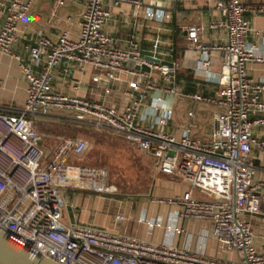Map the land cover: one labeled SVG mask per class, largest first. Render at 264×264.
Masks as SVG:
<instances>
[{"label": "built area", "instance_id": "1", "mask_svg": "<svg viewBox=\"0 0 264 264\" xmlns=\"http://www.w3.org/2000/svg\"><path fill=\"white\" fill-rule=\"evenodd\" d=\"M34 1L0 0L5 16L0 24V52L20 59L13 52L19 39L18 25L28 16ZM84 1L76 36L66 29L54 38L39 34L27 46L29 60L20 63L26 100L16 114L0 113V230L25 251L57 264H264V232L259 242L247 218L264 215V177L258 175L251 154L253 144L264 150V139L256 141L252 133L255 124L264 125V80L256 81L246 71L249 62L264 63V49L247 40L251 26L244 16L247 11L264 14V5L250 7L241 0H218L216 8L222 19L209 27L225 33L223 44L201 41L200 25L185 28L188 48L201 53L196 71L216 80L219 86L210 97L185 95L216 105L210 137L199 140L190 134L191 123L182 128L179 137L166 130L173 114L167 98L181 92L175 84L178 64L162 63L157 56L159 38L153 40L149 58L136 42L120 49L102 28L109 16L103 6L106 0ZM109 1L139 4V0ZM146 16L164 21L171 18V13L148 9ZM256 34L264 38V32ZM215 51L226 54L217 73L209 70L210 56ZM63 60L73 61L81 69L97 70L93 76L96 82L107 85L125 79L131 101L116 109L54 92V68ZM129 60L133 66L127 65ZM141 65L157 70L164 84L159 85L135 67ZM59 110L72 114L77 123L119 135L127 144L151 155L161 173L190 184L192 189L180 196L156 197L152 201L178 207L182 218L210 222L212 239L230 257L217 258L92 224L64 223L66 191L116 194L117 188L108 184L105 169L67 163L71 154L84 150L85 141L65 138L50 155L43 148L35 121ZM193 189L204 195L195 196ZM123 218L122 214L116 216L117 220ZM182 231L181 227L175 228L176 233Z\"/></svg>", "mask_w": 264, "mask_h": 264}, {"label": "crops", "instance_id": "2", "mask_svg": "<svg viewBox=\"0 0 264 264\" xmlns=\"http://www.w3.org/2000/svg\"><path fill=\"white\" fill-rule=\"evenodd\" d=\"M5 3L9 0H2ZM218 0H139V4L122 2L113 4L106 0L104 8L109 11L103 31L111 36L115 45L120 49H128L131 42L139 44L144 56L152 54V42L159 38L160 47L157 56L161 62H176L175 84L181 95L167 98L166 104L173 109L172 117L166 130L176 136H181L182 128L191 123L190 134L195 139L208 140L213 127V111L216 105L197 101L185 95L200 94L213 96L218 90V83L214 79H206L203 73L196 71L197 62L201 59L198 50L188 48L186 26L197 24L202 26L201 41L206 43L223 44L226 41L225 33L221 29H211L210 23L222 19L216 8ZM250 7L264 5V0H241ZM84 0H35L26 18L19 22V39L13 46L16 59L11 54L0 52V113L16 114L26 100V80L20 63L28 62V45H31L39 34L47 37H56L66 29L71 36L79 32V20L84 8ZM148 9L164 10L171 13L169 20L158 21L146 16ZM245 18L250 22L251 31L247 40L264 49V38L256 32H264V14L247 11ZM3 6L0 5V24L4 21ZM226 58L224 51L211 53L209 70L220 71ZM38 68H36L37 70ZM247 74L256 81L264 80V63L249 62ZM159 85L164 81L155 69L144 71ZM97 70L93 68L81 69L68 60L61 61L53 72L51 81L52 90L101 102L107 106L122 109L131 101L128 95V83L125 79L105 84L93 80ZM108 88L109 92L105 93ZM264 99V96H263ZM150 102L148 98L142 109ZM192 112L191 115H188ZM54 113L35 121V128H41L45 122L52 121L69 124L75 128H89L73 120L72 114L61 112L58 120L51 118ZM59 114V113H58ZM55 118V117H54ZM255 116H252L254 119ZM94 130V129H92ZM97 131V130H96ZM107 132L122 139L111 131ZM255 140L264 139V125L255 124L252 128ZM43 148L49 153L41 138ZM142 152V151H141ZM144 153V152H142ZM151 161L155 174L152 185L146 198H134L128 195L98 194L91 190L72 189L66 191L67 206L62 214L64 223H86L98 227L117 230L141 239L153 242L188 247L192 250L216 256L217 258L230 257L217 247L210 234L211 223L208 221H194L182 218L179 209L169 204H157L152 201L156 197H176L192 189L190 184L175 175H166L158 170L153 157L144 153ZM251 154L254 158L258 175L264 177V150L256 144L252 145ZM195 196L204 193L193 189ZM118 214L123 220H117ZM258 216L247 218L254 225V233L259 235L261 230L257 222ZM181 227L182 233H176L175 228ZM259 244V242H258Z\"/></svg>", "mask_w": 264, "mask_h": 264}, {"label": "rangeland", "instance_id": "3", "mask_svg": "<svg viewBox=\"0 0 264 264\" xmlns=\"http://www.w3.org/2000/svg\"><path fill=\"white\" fill-rule=\"evenodd\" d=\"M57 112L59 114L54 113L51 116L54 120L61 117V112L68 113L60 110ZM36 130L48 149L49 155L65 138L85 141L84 150L77 155L71 154L67 163L103 168L107 172L108 184L117 188V195H128L138 199L146 198L155 170L152 161L140 150L110 133L89 128H75L66 123L44 121L41 128L36 127ZM262 208L264 209V202ZM257 219L261 234L264 232V215H258ZM260 234L257 236L259 242Z\"/></svg>", "mask_w": 264, "mask_h": 264}, {"label": "water", "instance_id": "4", "mask_svg": "<svg viewBox=\"0 0 264 264\" xmlns=\"http://www.w3.org/2000/svg\"><path fill=\"white\" fill-rule=\"evenodd\" d=\"M168 63V62H162ZM128 66H133V61L127 62ZM142 71H149L148 66H135ZM0 264H57L46 257L35 256L19 246L12 243L7 234L0 230Z\"/></svg>", "mask_w": 264, "mask_h": 264}, {"label": "bare ground", "instance_id": "5", "mask_svg": "<svg viewBox=\"0 0 264 264\" xmlns=\"http://www.w3.org/2000/svg\"><path fill=\"white\" fill-rule=\"evenodd\" d=\"M83 183H84L85 185H86V184H88L86 181H85V182H83Z\"/></svg>", "mask_w": 264, "mask_h": 264}]
</instances>
